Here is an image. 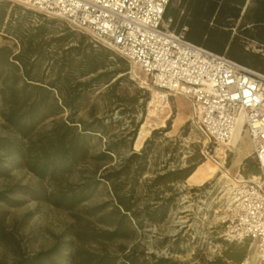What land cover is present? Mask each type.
Returning <instances> with one entry per match:
<instances>
[{"label":"trees","instance_id":"16d2710c","mask_svg":"<svg viewBox=\"0 0 264 264\" xmlns=\"http://www.w3.org/2000/svg\"><path fill=\"white\" fill-rule=\"evenodd\" d=\"M163 18L175 31L184 28L187 41L264 73V0H169ZM123 81L132 82L121 55L62 18L0 0V119L5 129L0 176L23 167L42 183L0 190V202L14 206L18 202L11 194L18 193L69 211L73 218L48 249L0 264H182L135 244L111 246L135 240L146 223L163 222L175 201L171 184L185 180L204 161L197 149L186 166L166 163L163 172L142 179L156 138L170 129L168 120L151 131L138 152L130 150L117 166L110 165L126 137H132L127 144L132 142L135 129L113 139L109 126L117 120L98 114L93 93L104 88L99 94L133 124L134 107L143 111L148 92L135 88L130 104H124ZM101 138L108 140L93 151ZM241 172L256 174L255 159L244 157ZM102 187L104 200L86 205ZM2 221L0 211V229ZM246 247L247 241L225 242L220 255L192 264H241Z\"/></svg>","mask_w":264,"mask_h":264},{"label":"built area","instance_id":"2783aa9c","mask_svg":"<svg viewBox=\"0 0 264 264\" xmlns=\"http://www.w3.org/2000/svg\"><path fill=\"white\" fill-rule=\"evenodd\" d=\"M11 1L62 18L142 73L143 80L132 78L149 92L144 115L152 127H157L156 115L169 111L172 98L180 96L207 146L226 145L241 128L258 172L231 177L223 238L250 241L255 264H264V73L187 41L184 28L175 31L163 18L169 0Z\"/></svg>","mask_w":264,"mask_h":264},{"label":"rangeland","instance_id":"374dc122","mask_svg":"<svg viewBox=\"0 0 264 264\" xmlns=\"http://www.w3.org/2000/svg\"><path fill=\"white\" fill-rule=\"evenodd\" d=\"M137 72L141 77L140 79L145 78L142 73ZM128 78L132 81L131 83L123 81L120 84L121 89L124 90V104L127 105L130 104L135 95V88H142L148 92L147 89L140 86L141 82L139 79L132 78L129 64ZM103 90L104 88L95 91L93 97L98 103L97 109L100 116L111 117L113 121L117 120L109 126L111 137L117 139L116 136L121 137L135 129L132 142L127 144L132 137H126V146L119 148L118 154L113 155L112 161L109 163L117 166L121 158L127 156L130 150H134V138L146 118L144 108L141 111L137 104L134 107V123H130L128 114L120 115L119 109L114 108L112 103L109 104V101L105 100L106 97L104 95L99 94ZM140 102L141 99L138 98V103ZM177 112L182 115V122L176 129H173V118ZM168 114L169 118L165 121V126L166 122L170 120V129L156 138L154 148L149 157V171L142 176V179L151 178L155 173L163 172V166L166 163H168L167 166L169 168L186 166V159L191 158L197 149L200 152L205 151L204 147L207 146V143L200 131L191 122L189 106L182 97L174 96L172 98ZM186 122V128H183ZM1 124L2 121L0 119V134L5 132ZM165 126H157L153 129H162ZM239 129L241 130V128ZM184 130H186L185 134ZM106 140L108 139L95 140L92 150L97 151L103 148ZM227 147H230L231 151ZM218 148L224 150L220 154H225V157L218 154ZM139 150L134 151L138 152ZM207 151L208 154L204 156V160H207L208 155H211L208 162L213 165L223 159L224 167L227 168L231 177L237 172L242 174L241 160L243 155L250 156L254 161L251 153L252 145L245 133H242L237 147L210 144ZM169 158H171L170 161L168 160ZM219 176L220 173L217 172L205 182L206 185H194L186 181V179L171 184L175 201L170 207L166 219L157 224L146 223L139 230L135 240L117 241L111 246L116 249L122 243L126 248H130L135 244L147 253L170 257L182 264H192L197 262L200 257L211 259L220 255L225 248V242H227L223 238V232L226 228V191L231 178L226 179ZM16 184L33 187L42 185L31 172L23 167L12 169L8 176H0V190H6ZM193 187L195 188L194 191L191 190ZM168 194H170L168 191L164 193V195ZM11 197L18 202L14 206L0 202V211L3 215L2 228L0 229V262L11 263L18 259L21 254L26 256L48 249L73 221L69 211L56 208L45 202L32 200L18 193L11 194ZM104 198L105 192L102 187L85 204L92 205L101 202ZM173 248H179V251L173 252ZM252 250H254V246L250 241H247L246 256L241 264H255L253 259H248L246 263L247 257Z\"/></svg>","mask_w":264,"mask_h":264},{"label":"bare ground","instance_id":"6f19581e","mask_svg":"<svg viewBox=\"0 0 264 264\" xmlns=\"http://www.w3.org/2000/svg\"><path fill=\"white\" fill-rule=\"evenodd\" d=\"M131 73L133 77L138 76L141 78L136 71V69L132 66L131 67ZM143 80V79H141ZM169 117L168 111L162 115H156V118L158 121H155L156 126L163 127L165 126V120ZM182 122V115L180 112H177L175 117L173 118V129H176L178 125ZM154 128L152 127V124L149 122V118H146V120L141 124L135 138L133 141V148L134 150H139L145 139L149 136L151 129ZM242 136V133L239 128L235 130L233 133L232 137L230 140L226 143V145H229L231 147H237L238 142ZM229 151H231L230 147H227ZM218 154L223 153L224 150H220V148L217 149ZM223 154H220V156ZM210 160V157H208ZM204 160L200 164L197 165V167L192 171V173L186 178V181L193 183L194 185H202L204 184L207 180L212 178L217 172L220 173V178H231V175L229 174L227 168L224 167V160L222 159L221 162H216L213 165L210 164L208 161L209 160ZM248 259H253L256 261V254L255 251L252 250L251 253L248 255L246 263L248 262Z\"/></svg>","mask_w":264,"mask_h":264},{"label":"crops","instance_id":"0c3cea01","mask_svg":"<svg viewBox=\"0 0 264 264\" xmlns=\"http://www.w3.org/2000/svg\"><path fill=\"white\" fill-rule=\"evenodd\" d=\"M189 112H190V110H189ZM246 156H247L246 154H245V155H243V156H242V159H243L244 157H246Z\"/></svg>","mask_w":264,"mask_h":264}]
</instances>
